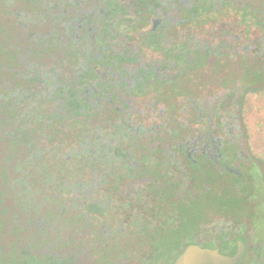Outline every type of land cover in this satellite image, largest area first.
<instances>
[{"label":"flooded vegetation","instance_id":"obj_1","mask_svg":"<svg viewBox=\"0 0 264 264\" xmlns=\"http://www.w3.org/2000/svg\"><path fill=\"white\" fill-rule=\"evenodd\" d=\"M35 2L0 0L15 238L65 264H173L193 246L264 264L244 119L264 88V0Z\"/></svg>","mask_w":264,"mask_h":264},{"label":"trees","instance_id":"obj_2","mask_svg":"<svg viewBox=\"0 0 264 264\" xmlns=\"http://www.w3.org/2000/svg\"><path fill=\"white\" fill-rule=\"evenodd\" d=\"M20 2L23 3L25 8L28 7L27 9L29 10L37 1L20 0ZM3 27L4 26L0 23V30ZM3 50V45L0 44V56ZM260 92H262V90ZM260 158L261 161H264V153H261ZM8 170H10V168H3L0 173V178L2 180L0 187L4 186V192L0 194V264H65V262L60 261L57 257H39L33 254L29 251V246H27L26 243L23 244L15 238L16 232H14V225L16 224V214L10 209L15 204V195L9 190V187L12 188L10 183L12 180L9 178ZM4 193L6 196L5 198L8 200L7 203L2 199ZM4 233L5 235H3Z\"/></svg>","mask_w":264,"mask_h":264},{"label":"rangeland","instance_id":"obj_3","mask_svg":"<svg viewBox=\"0 0 264 264\" xmlns=\"http://www.w3.org/2000/svg\"><path fill=\"white\" fill-rule=\"evenodd\" d=\"M244 119L250 134L251 144L257 151L264 153V88L262 92L247 96ZM5 202H8L6 198Z\"/></svg>","mask_w":264,"mask_h":264},{"label":"water","instance_id":"obj_4","mask_svg":"<svg viewBox=\"0 0 264 264\" xmlns=\"http://www.w3.org/2000/svg\"><path fill=\"white\" fill-rule=\"evenodd\" d=\"M241 246L234 256L220 255L215 250L188 248L173 264H235L241 254Z\"/></svg>","mask_w":264,"mask_h":264}]
</instances>
